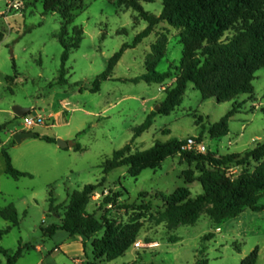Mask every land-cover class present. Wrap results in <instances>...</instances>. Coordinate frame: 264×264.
Wrapping results in <instances>:
<instances>
[{
    "label": "rangeland",
    "instance_id": "374dc122",
    "mask_svg": "<svg viewBox=\"0 0 264 264\" xmlns=\"http://www.w3.org/2000/svg\"><path fill=\"white\" fill-rule=\"evenodd\" d=\"M11 1L20 2V6L7 12L6 0H0V125H5L0 133V209L13 206L19 219V225L0 240V248L10 255L24 245L39 244L50 251L53 240L44 236L42 228L59 223L58 215L49 212L50 199L54 207L67 205L73 191L101 179L100 166L127 144L132 151H143L155 143L195 137L200 138L208 151L227 155L244 154L264 140V116L260 112L264 106V68H261L252 83L254 98L242 96L238 100L246 103L229 120L226 136L212 138L208 129L235 102L203 100L189 83L181 104L167 116L157 115L152 126L132 142L134 128L151 111H157L165 88L174 78L163 84L123 80L145 73L151 46L158 40H166V56L155 71L164 73L169 66H178L182 52L179 32L165 22L160 23L139 45L124 51L112 73L116 80L102 81L99 91L93 93V82L106 70L111 56L123 44L130 45L146 23L135 22L137 13L118 8L115 0H82V8L76 12L68 31L71 33L72 26L82 27L83 39L79 48L70 52L65 82L60 83L62 47L56 39L61 28L58 13L43 15L41 4L33 5L32 0ZM141 5L145 12L156 16L162 8L159 1ZM240 28L238 24L230 29L223 40L238 35ZM13 106L35 108L36 114L45 119L44 125L28 132L72 141L81 151L58 149L35 137L15 143L13 135L23 131V127L22 118L12 113ZM56 112H59L56 118L47 119L48 113ZM2 147L13 167L31 177L13 179L4 173ZM127 170L121 167L110 172L87 207L88 212H97V218L104 216L119 227H136L135 243L139 247L133 245L122 257L106 264H196L197 260H207V264H240L255 248L256 264H264V212L244 209L239 216L221 223H214L204 212L194 225L168 228L164 199L179 187L188 188L193 196L202 192L196 181L200 171L195 164H188L177 155L167 158L155 170L142 171L136 179ZM242 171L234 165L227 170L234 177ZM115 193L121 194L116 206L103 203L107 195ZM259 205L264 206V197ZM140 206H148L149 210ZM62 213V209L58 211L59 216ZM8 226L10 223L0 218V230ZM64 235L58 233L57 241ZM102 235L103 231L86 241L83 264L94 262L91 243ZM31 262L32 257H26L20 264Z\"/></svg>",
    "mask_w": 264,
    "mask_h": 264
},
{
    "label": "trees",
    "instance_id": "16d2710c",
    "mask_svg": "<svg viewBox=\"0 0 264 264\" xmlns=\"http://www.w3.org/2000/svg\"><path fill=\"white\" fill-rule=\"evenodd\" d=\"M33 5L39 2L42 14L58 13L61 28L56 39L62 47L58 80L65 82V66L70 52L79 48L83 39V29L72 26L76 12L82 8V0H32ZM118 8L131 9L137 13L134 21H144L146 28L138 33L133 42L123 44L118 52L111 56L106 70L93 82L91 92L99 91L100 83L112 78V73L122 54L129 48H135L149 37L156 26L165 22L180 34L182 52L179 65L164 73L155 71L158 63L166 56V40H158L151 46L146 60L145 73L125 82L163 84L174 78L173 83L165 88L163 100L157 111H151L144 122L133 130L132 142L147 131L157 115L167 116L180 104L187 85H194L203 100L215 99L217 103L234 101L232 109L217 123L211 125L208 133L212 138H222L228 134L229 120L239 113L246 100L239 102L242 96L248 100L254 98L252 83L255 73L264 68V0H115ZM161 3L159 15L145 12L142 3ZM240 24L238 35L223 40L230 29ZM1 41V40H0ZM264 116V106L260 108ZM5 125H0V133ZM81 133H79L80 135ZM46 143L56 144L54 138L36 135ZM197 141H201L197 138ZM183 140H171L166 143H155L149 149L132 151L130 144L115 151L110 159L100 166L102 177L96 184L85 185L69 196L67 205L53 206L50 199L51 214L59 217L58 224L42 228L47 238H52L58 231L70 237L83 240L85 253L86 241L103 231L99 239L92 241V264H106L122 257L136 242V227H119L116 222L102 216L97 218L96 211L88 212L87 207L93 194L102 188L107 175L121 167L128 168V175L136 179L146 169L155 170L169 157L180 156L188 164H195L200 175L197 182L202 192L193 196L188 188L179 187L167 199H164V213L167 226L172 229L178 225H194L202 213H207L214 223L235 218L244 209L252 212H264L259 200L264 197V140L244 154L220 155L207 150L205 154L181 151ZM81 151L77 144L72 148ZM4 173L13 178L31 177L29 173L16 170L7 150L2 147ZM254 164V168L251 165ZM243 169L237 176L229 175L230 166ZM209 167V169H206ZM120 193L107 195L103 203L117 205ZM149 210L148 206H140ZM62 209V216L58 211ZM0 218L10 223L5 230H0V240L11 228L19 225V219L13 206L0 209ZM33 249L32 245L19 246L13 253L0 248V264H16L25 251ZM258 249L255 248L240 264H256ZM196 264H207V260H197Z\"/></svg>",
    "mask_w": 264,
    "mask_h": 264
},
{
    "label": "crops",
    "instance_id": "0c3cea01",
    "mask_svg": "<svg viewBox=\"0 0 264 264\" xmlns=\"http://www.w3.org/2000/svg\"><path fill=\"white\" fill-rule=\"evenodd\" d=\"M39 110H40L39 112L41 113L46 112L45 109H39ZM31 113L36 114V109L33 108L31 110ZM58 113L59 112L48 113L47 119L56 118V116H58ZM40 136H45V135L42 134ZM47 144L56 145L52 143H47ZM55 147L61 149L57 145ZM61 232L62 231H58L51 238L53 240L54 245L50 251L47 252L44 250V248L41 245L34 244L32 245L33 249L29 251H25L22 257L18 259L16 264H20L22 261L26 259V257L27 258L32 257V262L30 264H66V262L72 264H83V257H85V253L83 249V240L80 237H70L65 233L66 235H64L61 238V241H57L56 237L58 233Z\"/></svg>",
    "mask_w": 264,
    "mask_h": 264
},
{
    "label": "built area",
    "instance_id": "2783aa9c",
    "mask_svg": "<svg viewBox=\"0 0 264 264\" xmlns=\"http://www.w3.org/2000/svg\"><path fill=\"white\" fill-rule=\"evenodd\" d=\"M19 6H20V2L6 0L7 12H10L11 10H17ZM44 124H45V119L39 114L30 113L22 117L23 131H30L33 127ZM181 151L194 152L196 154H205L207 152V148L203 144V142L197 141V138L188 137L185 140H183V144L181 145ZM134 247H139V244L135 243Z\"/></svg>",
    "mask_w": 264,
    "mask_h": 264
},
{
    "label": "water",
    "instance_id": "95a60500",
    "mask_svg": "<svg viewBox=\"0 0 264 264\" xmlns=\"http://www.w3.org/2000/svg\"><path fill=\"white\" fill-rule=\"evenodd\" d=\"M12 113L15 117L22 118L23 116L30 114L31 109L30 108H22L20 106H13L12 107ZM36 135L37 134L31 133L28 131H20V132H17L13 135V139H14L15 143H21L24 139L34 138ZM55 142H56V145L61 149L73 148L75 145L72 141H64V140L59 139V138L56 139Z\"/></svg>",
    "mask_w": 264,
    "mask_h": 264
}]
</instances>
